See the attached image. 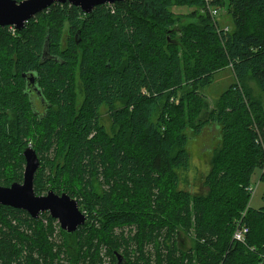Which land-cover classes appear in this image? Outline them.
I'll list each match as a JSON object with an SVG mask.
<instances>
[{
  "label": "trees",
  "instance_id": "trees-1",
  "mask_svg": "<svg viewBox=\"0 0 264 264\" xmlns=\"http://www.w3.org/2000/svg\"><path fill=\"white\" fill-rule=\"evenodd\" d=\"M214 5L230 17L228 33L217 31L222 25L204 13L203 0H126L89 14L53 4L19 32L0 28V186L22 182L23 151L33 148L34 194L63 189L87 218L74 234L61 230L71 264H99L100 246L116 261L111 234L123 225L137 227L138 243L154 239L158 255L165 243L167 264H264V206L247 208L264 159V109L247 85L253 80L264 92V0ZM225 69L234 84L208 112L201 91ZM30 90L39 94V112ZM214 132L204 191L182 190L189 143ZM51 150L56 156L46 160ZM240 219L244 244L232 241ZM52 222L47 211L34 220L0 205V264H39L40 250L55 256ZM181 234L193 238L190 248Z\"/></svg>",
  "mask_w": 264,
  "mask_h": 264
},
{
  "label": "rangeland",
  "instance_id": "rangeland-1",
  "mask_svg": "<svg viewBox=\"0 0 264 264\" xmlns=\"http://www.w3.org/2000/svg\"><path fill=\"white\" fill-rule=\"evenodd\" d=\"M172 11L175 14H182L186 15L189 14L191 9L186 8H173ZM220 25L228 26L229 29H231V20L230 17L226 14L225 11L221 10L219 14V18L217 19ZM189 19H186L183 23H188ZM68 32V25H66L63 28V33L66 34ZM233 76L230 70L225 69L224 71L217 73L214 76L213 83L203 89L201 93L204 95V102H205V110L210 112L214 111L213 109H216L217 101L219 96L222 94L224 90H226L230 85H233L234 83ZM248 89L252 93L251 95L257 99V101L262 105L264 109V92L258 87V85L253 80H248ZM76 93H77V99H76V106L80 105V102L82 100V94L80 89V83L79 80L77 81V87H76ZM100 120L101 124L105 127L106 130L109 131V119L106 109L102 108L100 111ZM156 120V119H155ZM212 133V132H211ZM204 134L202 136H199L198 138H195L191 140L189 143L188 152L190 154V171L181 173V185L180 188L184 191H187L191 194L195 193H201L203 190L202 181L204 176L209 171V159L211 154V149L216 144V136L215 132L213 135ZM192 137V136H191ZM56 156V153L51 150L49 154L45 156L46 160H51L52 157ZM45 161V160H44ZM40 168V166H39ZM50 170L46 167L44 168L43 172H49ZM50 175V174H49ZM49 175L47 177H49ZM260 177V168L256 169L251 177V186H254L257 180ZM50 180V177L47 179ZM49 188V187H48ZM58 188V187H57ZM55 194L61 195V194H68L66 191H63V189H56L53 191ZM264 192V182L261 183L259 188L256 191L255 196L250 201V208L254 210H258L259 208L264 206V200L262 199ZM47 192L41 194V196L46 195ZM76 199V198H75ZM84 213V211H82ZM97 211L92 215L93 223L96 228H98V217ZM85 214V213H84ZM43 224L45 226H48V221H43ZM52 234L49 236L48 242L52 244V258H50V253H44L40 250L39 253L35 254V258L39 260V264H71V253L66 252L65 250V239L63 236V233L61 232L60 226L58 222H52ZM190 232L189 234H191ZM159 236H165L164 230L160 233ZM189 236V235H188ZM186 236L185 234H181V238L184 240L185 248H190L192 245L191 236ZM139 235L138 230L135 225L127 226H115L113 228L111 239L114 240L115 244H117V251L122 257L125 259V264L127 262L129 264H143L144 260H146V264H167L164 261V254L166 253L163 250V243L162 244V238L158 240V243L161 245V251L163 253H160L159 255L155 252L154 247H152V243L154 242V239L151 243L143 242L138 243L139 241ZM158 237V236H157ZM150 242V241H149ZM97 245V243H95ZM120 244V245H119ZM119 245V247H118ZM92 252L91 254H93ZM98 253V259L99 264H115V258L111 254V250L109 252L108 248L106 246H100L97 250ZM178 256V254H175V258ZM194 255H192L193 259ZM186 263V260H185ZM81 264H89L88 258H86V261H82Z\"/></svg>",
  "mask_w": 264,
  "mask_h": 264
},
{
  "label": "water",
  "instance_id": "water-1",
  "mask_svg": "<svg viewBox=\"0 0 264 264\" xmlns=\"http://www.w3.org/2000/svg\"><path fill=\"white\" fill-rule=\"evenodd\" d=\"M126 0H0V28L13 27L19 32L24 24L36 14L46 10L53 4H70L78 7L85 14L102 4L112 5ZM23 77H25L23 75ZM33 83V77H29ZM25 168L21 183H13L9 187L0 186V205L27 212L36 219L40 212H48L51 218L58 221L60 229L71 235L87 222L86 216L78 209L77 201L67 194L56 195L48 191L44 196H36L33 191V179L40 162L35 151L28 147L23 151ZM116 263L124 264L120 254H115Z\"/></svg>",
  "mask_w": 264,
  "mask_h": 264
},
{
  "label": "built area",
  "instance_id": "built-area-1",
  "mask_svg": "<svg viewBox=\"0 0 264 264\" xmlns=\"http://www.w3.org/2000/svg\"><path fill=\"white\" fill-rule=\"evenodd\" d=\"M203 2H204L203 11L206 12L210 16V18L213 20V22L216 21V23H217V21H218L217 19L219 18V14H220L221 10L214 5L215 0H203ZM217 29H219V30H217L218 32H223V33L229 32L228 26H222L221 28L219 27ZM261 175L264 177V159H263L262 165L260 167V176ZM260 185H261V180L259 177V179L255 183V185L250 186L248 188V192L250 195V201L255 196L256 191ZM250 201H249L247 208H249ZM245 212L246 211H244V213L242 214V218H244ZM247 233H248V228L242 224V220L237 221L236 228H235V231H234L233 236H232V241L244 244L245 237H246Z\"/></svg>",
  "mask_w": 264,
  "mask_h": 264
},
{
  "label": "flooded vegetation",
  "instance_id": "flooded-vegetation-1",
  "mask_svg": "<svg viewBox=\"0 0 264 264\" xmlns=\"http://www.w3.org/2000/svg\"><path fill=\"white\" fill-rule=\"evenodd\" d=\"M34 89V88H32ZM30 96L32 97V103L35 104V109H37V112L41 111L42 108L39 106L38 102H39V98H38V92L34 91V90H30ZM42 103V102H40ZM57 195V194H56ZM41 196V195H40Z\"/></svg>",
  "mask_w": 264,
  "mask_h": 264
},
{
  "label": "bare ground",
  "instance_id": "bare-ground-1",
  "mask_svg": "<svg viewBox=\"0 0 264 264\" xmlns=\"http://www.w3.org/2000/svg\"><path fill=\"white\" fill-rule=\"evenodd\" d=\"M203 9V8H202ZM205 13V12H204ZM218 27H219V25H218ZM216 28H217V26H216ZM217 30V29H216ZM16 32V31H15ZM219 34V33H218ZM220 35V34H219ZM228 35V34H227ZM222 37H223V35H221ZM222 40V39H221ZM222 41H224V40H222ZM223 43V42H222ZM33 149V148H32ZM40 166V165H39ZM44 196V195H43ZM71 198V197H70ZM78 204V203H77ZM43 213V212H42ZM244 213V212H243ZM242 216V215H241ZM35 220V219H34ZM241 220V219H240ZM82 227V226H81ZM247 227V226H246ZM80 228V227H79ZM78 228V229H79ZM247 235V234H246ZM237 243V242H236ZM246 243V242H245ZM238 244V243H237ZM116 262V261H115Z\"/></svg>",
  "mask_w": 264,
  "mask_h": 264
}]
</instances>
